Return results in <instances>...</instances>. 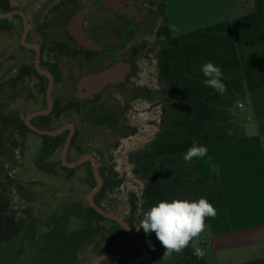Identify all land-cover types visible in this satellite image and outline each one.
I'll return each mask as SVG.
<instances>
[{"label":"rangeland","instance_id":"obj_1","mask_svg":"<svg viewBox=\"0 0 264 264\" xmlns=\"http://www.w3.org/2000/svg\"><path fill=\"white\" fill-rule=\"evenodd\" d=\"M133 1L147 8L150 17L134 39L139 50L134 56L136 74L120 91H112L113 94L118 93L119 98H103L102 103V109H112L114 106L121 114L119 129L111 131L94 126L84 122L83 116L73 114L61 117L53 125L56 129L70 121L75 124L79 137L72 159L84 155L100 158L104 170L112 171L116 181H121L118 188L106 193L103 203L106 212L116 215L127 224L130 217L129 196L135 193L140 197L144 188V183L133 172L131 156L149 147L159 132L162 118L155 36L162 17L154 0ZM12 3L26 11L29 22L35 26L52 9V0H13ZM87 8L91 17L101 15L95 7ZM37 11L41 16L35 19ZM73 13L71 10V15ZM63 14L61 21L68 16V13ZM21 33L22 30L15 33V41L20 40ZM71 89L73 87H57L54 95L72 92ZM138 89H142V95L132 98ZM106 94H111V91ZM9 95V91L0 92V117L14 115L17 123L10 129H5L0 123V197L9 204L8 215L22 222L23 229L13 242H5L0 247V264H90L101 253L122 254L120 242L112 241L111 244L98 234L100 225L109 230L110 223L100 222L91 216L93 221L88 224V195L93 187L90 177L85 170L68 174L60 170L59 166L53 169L46 167L45 171L37 166L34 155L41 148V139L34 135L21 139L17 130L20 121H26L27 115L34 108L30 101L25 104L24 98H8ZM45 101L46 98H43L34 107L40 108L46 104ZM239 104L236 107L243 119ZM127 127L133 128L135 133L123 136ZM61 154L62 149H59L49 160L58 163ZM148 235L145 237L133 231L130 251L135 249L139 255L134 260L125 258L120 264H162L153 257V252L160 254L161 244L155 234ZM194 245L200 246L199 239Z\"/></svg>","mask_w":264,"mask_h":264},{"label":"flooded vegetation","instance_id":"obj_2","mask_svg":"<svg viewBox=\"0 0 264 264\" xmlns=\"http://www.w3.org/2000/svg\"><path fill=\"white\" fill-rule=\"evenodd\" d=\"M12 1L0 0V92H11L8 98H24L25 104L30 101L34 109L27 115V119L32 116L29 122L33 127L44 132H59L56 135L39 134L29 127L26 119L24 122L20 121L17 129L19 135L21 139L27 138L28 135L41 139V148L34 155V161L39 168L45 171L46 167L53 169L59 166L60 170L67 171L68 174H71V169L79 168L77 171L85 170L86 175L90 177L84 167L86 163H90L96 184L92 161L71 167L72 163L83 157L72 159L74 152L72 140L78 131L77 126L71 121L56 129L53 125L63 116L69 117L71 114L83 116L76 110L75 103L79 102L86 104V115L88 114L89 118L95 113L105 118L104 122L99 124L87 123L111 131L119 129L121 114L115 110L114 106L110 110L102 109L103 98H119L118 93L113 94L112 91H120L136 74L134 56L139 50L138 43L134 42V39L150 18L148 9L144 8L140 2L133 0H52L51 12H47L35 26L29 22L26 11L17 8ZM88 6L95 7L101 15L97 18L91 17ZM71 10L74 11L72 15ZM64 12L68 13V16L61 21L65 15ZM10 13L13 14L7 16ZM79 15L83 18L82 28L86 37L96 45L94 48L80 46L72 33L73 20ZM39 16L41 15L37 11L34 18ZM20 30H22L21 38L17 42L14 40L17 39L15 33ZM127 54L131 55L129 59L131 71L124 82L106 85L101 92L85 97L89 99H79L82 97H79L75 90L79 78L86 74L101 72ZM61 86L73 87L72 92L65 91L55 96V89ZM107 91H111V94H106ZM135 96L134 94L132 98ZM43 98H46V104L35 108L34 105H38ZM0 123L5 129H10L17 123V119L14 115L13 117L1 116ZM24 125L28 130L24 129ZM71 126L74 132L63 158L66 141L71 136ZM132 132L135 133V130L127 127L122 135L133 134ZM58 137L60 139L55 140ZM59 149H62L61 160L58 163L50 161V157ZM92 157L96 160L99 171V168L103 167L102 159ZM104 172L103 177L99 174L101 179H107L110 174L115 176L112 171ZM128 254L129 252L125 258H128ZM125 258L112 259L119 260L118 263L116 262L119 264Z\"/></svg>","mask_w":264,"mask_h":264},{"label":"crops","instance_id":"obj_3","mask_svg":"<svg viewBox=\"0 0 264 264\" xmlns=\"http://www.w3.org/2000/svg\"><path fill=\"white\" fill-rule=\"evenodd\" d=\"M154 1L165 4L173 37L208 34L184 39L170 52L178 87L203 86L200 66L209 61L221 67L223 79L241 75L244 65H264V0ZM240 104L244 138L208 146L205 157L193 159L200 177H219L225 198L199 238L208 264L264 257V89L247 93Z\"/></svg>","mask_w":264,"mask_h":264},{"label":"trees","instance_id":"obj_4","mask_svg":"<svg viewBox=\"0 0 264 264\" xmlns=\"http://www.w3.org/2000/svg\"><path fill=\"white\" fill-rule=\"evenodd\" d=\"M156 5L160 11L159 15L162 17V22L155 31L158 47L156 54L157 80L161 87L159 94L162 96V118L159 132L149 147L131 156L133 172L144 183V188L140 197L135 193H131L129 196L130 217L128 224L133 231L145 237H149V235L142 228L137 231L136 227L139 226L143 213L161 200L187 199L192 201L205 197L216 210L225 205L219 177L217 175L200 177L197 174L194 160L185 162L183 154L193 141L208 147L243 139L245 134L236 106L245 101L247 93L264 89V65L256 63L244 65L242 74L237 77L223 79V83L226 85V91L223 94L204 85L178 87L171 71L170 52L177 49L184 39H200L207 37L208 34L203 31H195L182 37H173L165 4L156 3ZM135 93L139 97L143 92L142 89H138ZM75 106L78 113L83 115L84 122L95 124L104 122V116L99 113H95L89 118L88 114L86 115V104L76 102ZM23 127L28 130L25 125ZM78 137L79 131L72 140L73 147L76 146ZM58 139L60 137L55 138V140ZM84 167L92 179L91 190H93L96 184L93 180L91 165L86 163ZM77 169L79 168L71 169V172H76ZM104 171L103 167L99 168L98 172L102 177L105 175ZM120 184L121 181H116V177L110 174L107 179H104L101 190L94 196L95 204L106 210L103 203L104 196L118 188ZM8 214L9 204L0 197V215H7L10 222L7 232L0 237V247L5 242H13L23 229L22 222L16 221ZM86 214L89 218V222L87 221L89 225L93 221L92 217L100 222L110 223L109 230L101 225L98 227L100 238L108 240L111 244L112 241L120 242L121 250L125 249L129 235L123 227L116 221L103 217L90 206ZM85 220L83 219V221ZM208 222L209 218L206 219V225ZM5 229L6 223L1 221L0 235L5 232ZM198 239H194L182 253H173L171 257L164 259L165 249L159 245L160 254L157 255L156 252H153V257L162 264H208L206 256L203 259H197L192 254L193 245ZM199 247L204 249L202 244ZM138 255L135 249H132L128 258L134 260ZM159 257H162V260H159ZM118 261L109 259L100 262V264H115ZM241 264H264V257Z\"/></svg>","mask_w":264,"mask_h":264},{"label":"clouds","instance_id":"obj_5","mask_svg":"<svg viewBox=\"0 0 264 264\" xmlns=\"http://www.w3.org/2000/svg\"><path fill=\"white\" fill-rule=\"evenodd\" d=\"M200 71L205 78L203 80L205 87L212 88L220 94L226 91L221 67L209 61L200 66ZM208 152L207 146L193 141L183 154V159L185 162H191L194 158L205 157ZM216 215V208L205 197L192 201L161 200L143 213L136 230L142 228L146 234L155 233L157 240L165 249L164 259L171 257L173 253H182L188 248L194 239H198L206 231V219ZM192 254L197 259H203L205 250L193 245Z\"/></svg>","mask_w":264,"mask_h":264},{"label":"water","instance_id":"obj_6","mask_svg":"<svg viewBox=\"0 0 264 264\" xmlns=\"http://www.w3.org/2000/svg\"><path fill=\"white\" fill-rule=\"evenodd\" d=\"M11 14H13V13L8 14L7 16H9ZM82 21H83V18L81 15L77 16L73 20L72 33L76 37L78 44L80 46L85 47V48H94V47H96V45L86 37V35L83 31ZM25 27L27 28L26 23H25ZM130 56H131L130 54H127L124 58L117 61L115 64H113L109 68L104 69L101 72L86 74V75H83L81 78H79L76 82V85H75V90L77 92V95L79 97H82L79 99H82V100L89 99V98H85V97H90L96 93L101 92L106 87V85L124 82L126 80L127 76L129 75L130 71H131V62L129 60ZM31 117H29L27 119V124L29 125V127H31L33 130H35L37 133L47 134V135H56L59 133V132L51 133V132H44V131L38 130L37 128L33 127L30 124L29 121H30ZM73 132H74V128L71 126V136L66 141L64 151H63V158H65L66 152H67L69 144H70V139L72 138V135H73ZM86 161H92L93 162V173H94L96 181H97L95 188L88 195V201L90 203V206L97 213L104 216L105 218H109V219L116 221L130 235L129 242L126 246L125 252L122 255L103 254V255H100L99 257H97L90 264H98L105 259L125 258L127 256V253L130 250V246H131V243L133 240V230L127 223L121 221L116 215H112V214L106 212V210L101 209L100 207H98L95 204L94 196L100 191V189L103 186L102 179H101L99 172H98V164H97L96 160L91 155H85L81 159H79L78 161L72 163L71 167H76L77 165L84 163ZM1 221L6 222V229H5V232L0 235V237H2L7 232L8 227H9V223H10L8 217L5 215H0V222Z\"/></svg>","mask_w":264,"mask_h":264},{"label":"built area","instance_id":"obj_7","mask_svg":"<svg viewBox=\"0 0 264 264\" xmlns=\"http://www.w3.org/2000/svg\"><path fill=\"white\" fill-rule=\"evenodd\" d=\"M243 105L242 104H239V107L241 108Z\"/></svg>","mask_w":264,"mask_h":264}]
</instances>
